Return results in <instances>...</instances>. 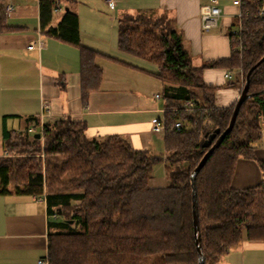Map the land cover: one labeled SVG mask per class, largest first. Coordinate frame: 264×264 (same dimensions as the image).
<instances>
[{
  "label": "trees",
  "instance_id": "1",
  "mask_svg": "<svg viewBox=\"0 0 264 264\" xmlns=\"http://www.w3.org/2000/svg\"><path fill=\"white\" fill-rule=\"evenodd\" d=\"M58 3L40 0L41 27L79 47L87 102L102 81L103 69L96 63L102 53L82 44L79 15L71 8L57 26H49ZM261 4L242 0L244 11L255 12ZM4 15L1 10L0 27ZM242 43V50L233 43L230 57L197 67L169 17L139 13L119 18V49L154 63L153 73L164 84L165 153L136 149L120 135L89 137L86 121L71 116L45 122L41 138L28 129L4 130L9 155L0 156V195L46 194L48 212L56 215L48 237L50 264H142L152 254L172 264H198L191 173L212 146L205 145L209 135L221 130L214 144L229 126L237 102L218 107V86L205 81L204 69L242 67L247 75L264 56V18L244 20ZM249 93L233 130L196 179L205 264H216L245 233L251 241H264V180L253 187L233 186L239 159L254 158L253 143L263 136L264 62L252 71ZM187 100L195 107L185 109ZM178 121L180 129L175 128ZM29 122L40 128L38 118ZM159 162L166 165L168 182L153 187Z\"/></svg>",
  "mask_w": 264,
  "mask_h": 264
},
{
  "label": "crops",
  "instance_id": "2",
  "mask_svg": "<svg viewBox=\"0 0 264 264\" xmlns=\"http://www.w3.org/2000/svg\"><path fill=\"white\" fill-rule=\"evenodd\" d=\"M0 1L4 2L0 14L1 10L5 14L4 27H0V156L6 153L4 130L24 132L34 126L31 117L45 123L71 116L86 121V133L92 138L120 135L136 149L156 152L162 143L165 147V128L155 130L157 124L165 123L168 110L164 84L153 73L157 70L154 63L119 49V18L139 13L169 17L182 34L193 64L200 67L231 56L230 33L242 8L233 0H219L223 10L219 25L204 31L200 8L207 0H119L114 7L105 0H59L60 9H55L49 26H57L71 8L79 15L82 44L102 53L96 58L103 69L100 87L84 102L80 49L44 32L40 0H12L16 7L10 15L6 13L10 0ZM32 42L35 48L29 49ZM226 72L224 68L204 69L205 81L218 86V107L230 106L241 94L238 77L226 87L221 85ZM45 104L49 107L43 109ZM253 145L255 157L240 158L237 163L235 188L253 187L264 180V127L262 139ZM167 182V168L165 175H152L150 180L153 187ZM54 217L47 203L35 201L34 195L1 194L0 264H37L48 254ZM216 264H264V241H251L245 233Z\"/></svg>",
  "mask_w": 264,
  "mask_h": 264
},
{
  "label": "built area",
  "instance_id": "3",
  "mask_svg": "<svg viewBox=\"0 0 264 264\" xmlns=\"http://www.w3.org/2000/svg\"><path fill=\"white\" fill-rule=\"evenodd\" d=\"M108 5L111 7H114L116 3L119 0H105ZM234 4L239 5L242 7V0H233ZM15 3L10 0L6 5V13L8 15L12 14V12L15 10ZM56 10H59V5L56 6ZM223 10L221 6L219 5V0H207L205 4L201 5L200 8V17H201V23H202V29L204 31H210L212 29H215L219 25L220 18L222 16ZM249 16H255V17H261L264 18V0H262V4L256 9L255 12H251L249 10L244 11L243 8L240 9V11L237 14L238 22L235 28L233 29V43L236 44L235 50H242L243 43H242V31H243V25L244 20ZM29 49L35 48V43L32 42L28 46ZM226 78L231 79L233 77V71L227 70L225 73ZM49 105L45 104L43 109L48 108ZM183 107L185 109H190L195 107V103L192 100H187L183 103ZM44 115L42 114V117ZM43 122H40V128L37 129V127L31 126L28 128V132L30 133H37L40 132L43 135ZM183 127V123L181 121H178L175 123V128L180 129ZM160 128H165V123H160L155 126V130H159ZM5 155H9L7 152ZM34 200L39 202H46V194H40V195H34ZM56 217V215H54ZM37 264H50L49 256L48 254L40 257L37 261Z\"/></svg>",
  "mask_w": 264,
  "mask_h": 264
},
{
  "label": "water",
  "instance_id": "4",
  "mask_svg": "<svg viewBox=\"0 0 264 264\" xmlns=\"http://www.w3.org/2000/svg\"><path fill=\"white\" fill-rule=\"evenodd\" d=\"M264 62V56L263 58L248 72L246 75V82L244 87L242 88V92L236 102L235 109L230 121L229 126L227 129L220 134V136L217 138L216 142L214 144V139L218 136V134L221 132L220 129H217L216 132L209 135V137L205 140L206 146H211V148L208 150V152L203 156L199 164L196 166V168L191 173V182H192V189H193V223H194V229H195V236H196V243H197V251H198V264H205L206 258L204 255V252L202 250V244H201V236H200V221H199V207H198V199H197V188H196V179L198 174L200 173L201 169L204 167L208 159L211 157V155L214 153L215 149H217L221 143L224 141L225 137L233 130L234 125L237 120V116L239 114L240 108L245 100H247L251 94L249 93L250 89V82H251V74L254 68L258 67L261 63ZM36 137L41 138L42 134L40 132H37L35 134Z\"/></svg>",
  "mask_w": 264,
  "mask_h": 264
},
{
  "label": "rangeland",
  "instance_id": "5",
  "mask_svg": "<svg viewBox=\"0 0 264 264\" xmlns=\"http://www.w3.org/2000/svg\"><path fill=\"white\" fill-rule=\"evenodd\" d=\"M4 2L0 1V8L1 6L3 5ZM150 62V61H148ZM233 71V70H232ZM224 76V75H223ZM239 78L241 80V88L244 87L245 85V82H246V71L244 70V68L240 67V68H237L236 70L233 71V78L231 79H227L225 76L223 77V79L225 80V82L221 85H223V87H226L228 86L229 82L232 81V80H236V78ZM16 122H19L18 120ZM13 125L15 124V121H12ZM11 122H10V127L11 126ZM26 124H24L25 126ZM17 129L20 127L18 123L15 124V126ZM163 133V132H162ZM165 147H164V144L162 143L160 148H158V150H156V152L158 153H162L164 151ZM166 173V166H165V163L164 162H159L157 163L155 166H154V169H153V174L152 175H165ZM142 264H172V263H169L167 262L165 259H164V256L162 254H152V255H149L147 257H145L143 259V262Z\"/></svg>",
  "mask_w": 264,
  "mask_h": 264
}]
</instances>
